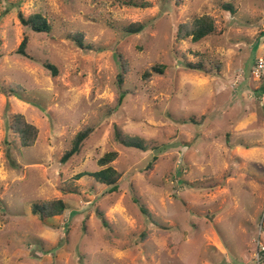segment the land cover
<instances>
[{"label": "rangeland", "instance_id": "374dc122", "mask_svg": "<svg viewBox=\"0 0 264 264\" xmlns=\"http://www.w3.org/2000/svg\"><path fill=\"white\" fill-rule=\"evenodd\" d=\"M206 14L213 34L177 39ZM263 43L264 0H0V264H264ZM18 113L39 130L31 147L10 129ZM110 151L117 191L89 175ZM54 199L62 215L33 213Z\"/></svg>", "mask_w": 264, "mask_h": 264}, {"label": "trees", "instance_id": "16d2710c", "mask_svg": "<svg viewBox=\"0 0 264 264\" xmlns=\"http://www.w3.org/2000/svg\"><path fill=\"white\" fill-rule=\"evenodd\" d=\"M19 20L21 23L27 28L35 32H44L49 33L52 30V26L50 22L44 17L42 14H33L30 16H26L22 11L19 12ZM145 28V24L141 22L133 23L128 26L127 31L129 33H139ZM216 31V20L210 15H202L194 17L192 20L187 21L185 23H181L178 27L177 31V39L183 41L189 37L192 38L193 41L198 42L205 37L213 34ZM74 40L81 47L85 46L82 34L76 36ZM29 43V36L25 35L17 53L28 57L27 48ZM189 68L193 70L203 69L196 64L187 63ZM47 68L51 69L54 73H57V68L52 64H47ZM163 74L164 67L163 66H153L150 70H146L144 73L145 79H149L152 75ZM120 82L122 83L123 75L120 74ZM123 102V96L120 98L119 103ZM10 129L13 130L15 134L19 137L22 146L31 147L35 144L39 130L38 128L30 123L23 114L18 113L13 116L12 122L10 124ZM93 132L92 127L85 128L77 133L73 140L72 147L67 150L61 158L62 163L68 162L72 157L79 154L83 148L85 141L89 138L91 133ZM116 138L119 143L127 146V147H135L142 150H146L147 146L144 141L136 138V137H124L120 131L116 132ZM118 157V152L110 151L106 153L103 157L99 159V165L102 169L91 173L89 175L93 176L97 181L104 183L111 187L113 191H117L119 188L118 182L121 178V173L111 165L113 161H115ZM86 175V174H83ZM141 209L144 213L148 214V210L140 205ZM67 209V204L62 199H54L50 201H45L42 203H36L33 205L32 211L34 214L39 215L41 219L45 218H53L59 215H62ZM101 218L103 222L106 224L107 221L104 218V215L101 214Z\"/></svg>", "mask_w": 264, "mask_h": 264}, {"label": "built area", "instance_id": "2783aa9c", "mask_svg": "<svg viewBox=\"0 0 264 264\" xmlns=\"http://www.w3.org/2000/svg\"><path fill=\"white\" fill-rule=\"evenodd\" d=\"M264 49V43H263ZM253 74L256 78L261 79L264 81V52L262 55H259L256 59V63L253 69Z\"/></svg>", "mask_w": 264, "mask_h": 264}]
</instances>
